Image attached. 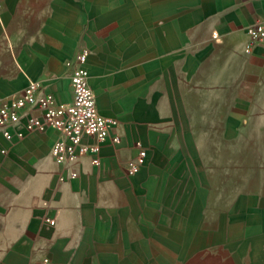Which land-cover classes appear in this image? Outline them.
Here are the masks:
<instances>
[{"label":"crops","instance_id":"crops-1","mask_svg":"<svg viewBox=\"0 0 264 264\" xmlns=\"http://www.w3.org/2000/svg\"><path fill=\"white\" fill-rule=\"evenodd\" d=\"M263 14L264 0H1L0 99L34 79L72 101L66 62L87 48L120 141L102 143L99 165L82 156L69 178L51 153L55 128L0 129V264H135V246H160L177 264H264V175L233 181L223 200L188 175L185 106L228 94L227 134L264 133V109H252L264 47L247 50V26ZM137 141L147 154L131 174Z\"/></svg>","mask_w":264,"mask_h":264},{"label":"built area","instance_id":"built-area-1","mask_svg":"<svg viewBox=\"0 0 264 264\" xmlns=\"http://www.w3.org/2000/svg\"><path fill=\"white\" fill-rule=\"evenodd\" d=\"M247 34V50L258 45L264 47V14L247 26ZM88 52L87 48H83L74 59L66 62L72 101H59L52 92L42 87L40 81L34 79L18 93L0 99V129L5 137H23L29 131H44L48 127L58 131L51 153L58 163L64 165L69 178L78 175L76 164L82 156L90 155L92 163L99 165L102 143L108 138L114 142L120 141V135L113 133L119 124L118 119L104 115L98 108L86 66ZM137 145L139 152L128 164L131 174L139 170L147 154L140 141H137ZM60 179H65V176H60ZM43 204L47 205L48 202L43 201ZM45 220L50 224L55 223L50 216H45ZM44 262L48 264L49 259L45 258Z\"/></svg>","mask_w":264,"mask_h":264},{"label":"rangeland","instance_id":"rangeland-1","mask_svg":"<svg viewBox=\"0 0 264 264\" xmlns=\"http://www.w3.org/2000/svg\"><path fill=\"white\" fill-rule=\"evenodd\" d=\"M263 98L264 94L252 109H264ZM185 106L189 115L186 129L188 175L203 178L208 191L212 187L219 191L220 200L226 199L233 181L237 189L245 180L260 181L264 175V133H259L258 125H254L237 130L234 135L227 134L224 127L229 124L228 116L232 112L231 96L225 94L217 101L214 93L207 92L203 101L188 102ZM239 126H245L242 118ZM173 200L178 207L181 199ZM163 250L160 246H135V264H177V255L159 256Z\"/></svg>","mask_w":264,"mask_h":264}]
</instances>
